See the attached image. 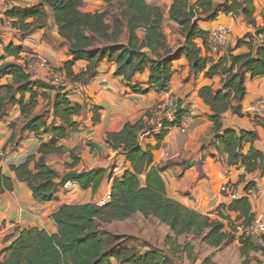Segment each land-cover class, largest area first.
I'll use <instances>...</instances> for the list:
<instances>
[{"label":"trees","instance_id":"trees-1","mask_svg":"<svg viewBox=\"0 0 264 264\" xmlns=\"http://www.w3.org/2000/svg\"><path fill=\"white\" fill-rule=\"evenodd\" d=\"M103 1L100 10L84 12L80 9L83 0H38L29 7L13 6L8 10L6 20L24 36L46 24L49 10L71 55L56 70L72 82L85 84L97 73L98 64L105 60L115 64L114 74L121 77L130 91L141 94L150 89L165 92L174 72L173 62L181 55L195 74L203 73L207 78L219 76L220 89L204 85L199 88L198 96L211 110L208 117L213 123L215 148L226 154L229 165L244 169L237 182H244V194L228 204H221L217 208V217L202 214L169 197L160 172L173 162L154 163V147L144 146L138 139L140 133L150 127L152 113L147 111L139 119L126 122L120 130L106 133V145L122 152L129 162L128 168H124L119 176L110 173L113 180L108 201L60 205L50 215L56 233L38 227L20 230L18 236L0 251V264H113L112 259L116 264H177L176 253H185L190 260L195 258L196 240L220 248L234 238L239 242L241 263L248 264L249 254L264 252V248L237 230V226L249 225L254 217L249 192L254 190L255 182L245 181L244 176L264 170V155L253 145L259 137L256 130L222 128L221 115L226 111L243 115L241 102L246 93L247 74L250 78L264 75V15L262 23L258 24L254 14L255 0H171L169 20L177 24L183 39L174 47L163 31V12L159 6L146 0ZM220 14L241 17L253 29L236 41V47L245 46L247 51L234 54L228 47L222 54L217 52L216 57L208 54L212 44L208 32L199 27V22L213 20ZM3 23L0 18V24ZM198 39L201 45L197 44ZM0 45L4 52L1 58L13 57V60L0 63V77L8 75L11 78V83L0 85V119L5 116L8 105L16 104L24 118L22 131L49 136L47 143L38 145L37 154H29L17 164H9V171L27 184L38 202L55 199L67 181L95 191L104 179L106 169L73 170L78 161L73 150L70 151L72 160L67 164L71 169L62 175L46 162L49 154L61 152L62 148L55 145L57 141L65 138L69 130L77 128L74 117L81 113L83 105L70 101L67 93L62 92L63 85L30 76L24 64L19 62L24 51L21 45L1 42ZM79 60L85 61L86 66L76 73L73 65ZM145 70H148V87L133 84V76ZM52 90L54 120L60 121L56 126L46 123V110L33 113L37 98L45 97ZM98 119L99 114L95 111L93 121ZM175 124H179L178 116L174 121L166 122L155 134L159 143L167 129ZM9 125L13 132L5 148L10 146L15 150L19 144L14 130L16 124L11 122ZM247 144L249 148L244 152ZM12 180L0 167V194L13 189ZM237 183L227 182L225 186L235 190ZM137 212L168 226L165 248L144 243V250L140 251L117 242L121 239L119 235L101 229V224L121 221ZM230 212L237 213L234 219ZM181 235L186 237L183 242L178 241ZM261 239L264 240V236ZM207 261L205 258L203 263Z\"/></svg>","mask_w":264,"mask_h":264},{"label":"crops","instance_id":"crops-1","mask_svg":"<svg viewBox=\"0 0 264 264\" xmlns=\"http://www.w3.org/2000/svg\"><path fill=\"white\" fill-rule=\"evenodd\" d=\"M25 1L23 0L22 3ZM27 1L32 5L38 2V0ZM189 1L195 2L196 0ZM20 2V0L12 1L14 5L20 4ZM146 2L161 8L163 31L168 42L176 47L183 39L178 33L177 24L169 20V8L172 1L146 0ZM254 5L255 11L259 13V15H255L257 23L261 24L262 15H264V0H255ZM103 6V0H83L80 9L84 12H94ZM219 24L228 25L232 29L227 45L232 49V53L247 51L245 46L236 47L237 39L246 32L253 31L241 17L220 14L213 20L200 21L199 27L208 32L210 38V31ZM0 42L21 45L24 49L23 52L38 54L45 58L53 69L62 67L63 63L71 58L68 46L59 36L49 10L46 24L24 36L4 21L3 24H0ZM197 44L201 45V40L198 39ZM223 50L222 48L219 54H222ZM23 52L20 54L21 57ZM217 52L212 48L208 54L216 57ZM0 55H4L2 45H0ZM6 60H13V57L0 58V63ZM85 66L86 62L79 60L74 63L73 70L77 73ZM173 69L169 89L165 92H157L154 89H150L145 94L130 91L128 86L121 81V77L114 74L115 64L105 60L98 64L97 73L85 84L69 80L62 84L64 86L62 92L67 93L66 96L70 101L83 105V110L74 117L78 124L77 128L69 130L67 136L55 144L62 148L61 152L49 154L46 162L58 174L62 175L71 169L67 164L72 160L70 151L73 150L78 157L73 170L80 172L98 167L106 169V175L95 191L90 188L82 189L76 183L70 182L67 187L63 185L60 188L55 199L45 202L35 200L27 184L17 180L15 174L9 171L8 165L17 164L29 154H37L38 145L41 142L47 143L49 136L46 134L37 136L22 131L24 118L21 116L19 106L16 104L7 106L5 116L0 119V150H4L6 159L0 161V167L13 179V189L0 194V251L6 248L24 228L38 227L49 233H56L57 230L50 215L62 204L88 202L103 204L108 201L113 180L110 177L111 168L118 165L123 172L124 168H128L129 162L122 152L106 145V133L120 130L126 122L139 119L147 111L153 115L152 111L155 106L160 101L165 100L167 95L182 98L194 108V115L189 119L187 128L182 131L175 125L170 126L164 137L166 146H162L158 142L154 133H145L140 143L144 146L154 147L152 151L154 163L161 164L167 160L173 162L167 169L160 172L169 197L202 214L217 217V208L221 204H228L235 198L225 195L221 191L222 185L227 182L237 183L239 175L244 171L241 166L229 165L226 154L215 148L213 123L208 117L211 110L198 96L199 88L204 85H211L214 90L220 89V77L207 78L203 73L195 74L183 55L173 62ZM38 72L40 75L32 77L47 81L45 69L40 67ZM147 80L148 70H145L135 74L132 83L141 84L145 88L148 87ZM7 83H11L10 76L0 77V85ZM245 86L246 93L241 102L243 115L238 116L231 111L224 112L221 115L222 128L256 130L259 137L253 145L264 155V129L259 120L260 117L264 116V107L255 103L257 98L264 96V75L250 78L247 74ZM2 94H4L3 90ZM53 95L54 91L52 90L48 91L45 97L39 96L33 113L39 114L46 110V123H54L53 125L56 126L60 124V121L59 119L54 120ZM249 106H251V111H248ZM95 111L99 114L98 121H93ZM11 122L16 124L14 130L16 138L19 139V144L15 150L10 146L5 148L7 140L13 132L9 125ZM248 148L249 145H245L244 152ZM244 177L245 181L255 182V188L252 196H249V202L253 213L258 212L264 207V170L246 173ZM235 191L236 197L242 196L244 194V182L237 183ZM229 214L234 219L237 213L230 212ZM135 215H140L146 221L153 219L163 225L164 234L161 240L163 244L161 249L165 248L164 240L169 233V228L154 217L145 218L137 212L124 220L106 224L113 225L117 222V226H119L117 233L145 235L148 238V229L144 227L142 220L139 222L133 219ZM224 222L226 224V221ZM185 239L184 235L178 237L179 242H183ZM256 241L264 246L263 239ZM201 246H203V253L199 254L198 250ZM222 253L224 254L221 257ZM194 255L195 258L190 260L185 253H176L175 261L177 264H204L203 260L208 258L205 264H242L237 238L220 248L209 247L200 240H196L194 241ZM179 256L180 258H178ZM249 258L248 264H264V252L262 251L251 252Z\"/></svg>","mask_w":264,"mask_h":264},{"label":"built area","instance_id":"built-area-1","mask_svg":"<svg viewBox=\"0 0 264 264\" xmlns=\"http://www.w3.org/2000/svg\"><path fill=\"white\" fill-rule=\"evenodd\" d=\"M12 1L13 0H0V18L7 23L8 21L6 20V14L13 6H19L23 8L32 5V3L27 0L25 3H22L23 0H20V4L15 5L12 3ZM231 34V27L225 24H219V26L212 29L210 31V42L212 44V48L218 52L223 48V51L225 52L228 47L227 45ZM20 62L24 64L25 70L30 76L40 75L38 70L40 67H42L46 71L45 78L52 84L62 85L68 80L67 77H65V75H63L61 72L53 69L45 58L39 56L36 53L23 52ZM255 103L264 107V96L257 98ZM251 106H249L248 111H251ZM152 112V122L151 118L149 120L150 127L147 131L140 133L138 138L139 141L142 140V136L145 133H158L166 122L174 121L176 116L179 117V124H175V126L184 131L189 124V119L194 115L195 110L191 105H189V103H187L186 100L177 96L167 95L166 99L160 101ZM259 120L260 125L264 129V116L260 117ZM160 144L162 146L167 145L164 138L161 140ZM3 160H6L5 153L4 150H0V161ZM110 172L112 176H119L122 173L121 168L118 165H114ZM69 184L70 181H67L64 184V187H67ZM221 191L227 192L228 196L236 197V191L229 189L225 186V184L222 185ZM252 194L253 191L249 192V196H252ZM237 230L238 232L243 233L246 237L253 240L261 239V237L264 236V207H262L258 212L254 213L253 220L249 225L237 226Z\"/></svg>","mask_w":264,"mask_h":264},{"label":"rangeland","instance_id":"rangeland-1","mask_svg":"<svg viewBox=\"0 0 264 264\" xmlns=\"http://www.w3.org/2000/svg\"><path fill=\"white\" fill-rule=\"evenodd\" d=\"M254 14L256 16L259 15V13L256 11ZM0 58H1V56H0ZM133 219L135 221L140 222L142 220L141 222H144V227H146L149 231V237L148 238H146L145 235L140 236L138 234L117 233V231L119 229V226H117V224H118L117 222H115L113 225L101 224L100 226H101L102 230L110 233L111 235H119V237L121 239H119L117 242H119L125 246H134L135 248H138L140 251H142V250H144V247H143L144 243H147L149 245L153 244L155 248L161 249V246L163 245L161 243V240H162V237L164 234L163 225L157 223L153 219H148V221H146L140 215H135L133 217ZM150 242H152V243L150 244ZM262 247L264 248V246H262ZM198 252H200L199 254L203 253V246L199 247ZM223 254L224 253L221 254V257L223 256ZM178 258H180V256ZM112 260H114V259H112ZM113 263L115 264V261H113Z\"/></svg>","mask_w":264,"mask_h":264}]
</instances>
